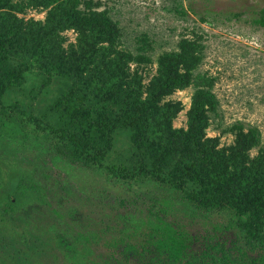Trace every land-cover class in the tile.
<instances>
[{
	"label": "trees",
	"instance_id": "trees-1",
	"mask_svg": "<svg viewBox=\"0 0 264 264\" xmlns=\"http://www.w3.org/2000/svg\"><path fill=\"white\" fill-rule=\"evenodd\" d=\"M30 10L45 17L25 20ZM108 10L101 0H0V173L9 167L15 182L0 180V264L28 260L8 253L24 227L47 239L54 264H100L92 250L100 243L114 252L103 264H264V147L259 131L241 123L226 129L228 146L207 137L218 101L216 77L198 71L202 36L182 33L154 61L145 39L136 53L120 47ZM252 23L264 28V8ZM30 75L40 83L27 88ZM54 80L61 90L50 97ZM189 87L186 128H174L184 106L168 98ZM123 132L127 146L108 164ZM17 144L35 154L27 168L6 158ZM87 171L134 194L108 199L105 188L68 183L88 179ZM83 196L98 211H85ZM200 220L210 227L192 232Z\"/></svg>",
	"mask_w": 264,
	"mask_h": 264
},
{
	"label": "rangeland",
	"instance_id": "rangeland-1",
	"mask_svg": "<svg viewBox=\"0 0 264 264\" xmlns=\"http://www.w3.org/2000/svg\"><path fill=\"white\" fill-rule=\"evenodd\" d=\"M101 1L105 3L109 9V15L114 21H117L121 29L120 47L136 53V48L142 45L140 41L145 39L144 46L147 47L148 45L145 53L151 56L154 61L160 54L175 50L182 33L193 30L201 35L204 57L198 71L216 77L213 93L218 101L217 116L210 119L207 137H218L220 142L218 147L228 146L233 141V135L226 129L234 123H241L245 129L255 127L259 131L260 146L264 147V28L252 23L257 17L258 11L264 8V0ZM178 5L185 11V16H179L174 12V7ZM18 16L23 17L21 14ZM44 17L45 12L30 10L23 18L25 20L30 18L43 20ZM65 35L68 42H74L75 33L73 31L66 32ZM130 67L133 68L135 65L131 64ZM155 70V62L145 68L143 73L144 84L149 82V78L155 74ZM38 82L40 83L39 77L35 79V75H30L26 87L29 88L32 83ZM55 82L58 81L54 80L48 87L51 89L50 97L55 96L57 91L61 90L59 88L61 81ZM192 92L193 89L189 87L183 91H176L168 98L181 101L184 106L183 111L173 121L174 128H186V112L190 105ZM43 107L45 106H40L37 110H43ZM126 146L127 135L123 132L118 137V145L115 147L117 151H112L107 158L108 164H118L114 159L119 152L118 150H122ZM7 149L9 151L5 155L9 156L6 158L11 159V156H15L17 160L23 162L21 166L24 168L31 165V156H35L33 150L29 149L30 153H27L22 144L8 145ZM257 151L258 148L252 149L250 155H256ZM43 167V170L51 168V166L45 168L44 165ZM3 169V173H0V180H7L13 187L15 182L12 176L14 173H9V167H3ZM50 171H53L51 172L52 176L57 179L55 172L57 170L51 168ZM86 176L88 179H83L81 182L73 179L72 183H68L74 187H77L76 184L79 183L80 186L82 185L81 187L84 186L88 190L94 189V191L105 188L108 199L123 198V200H130L134 194V192L127 191V188L119 181L110 180L109 183H104L103 178L99 177L96 180V177H93L89 172ZM62 177H64L63 174ZM136 188L138 189V186H133L134 190ZM62 189L67 190V186ZM85 194L86 196L90 195L88 191ZM96 201V199L92 201L90 197H86L80 202L86 206L85 211L94 213L98 210L94 208L91 202ZM1 226L0 224V228ZM205 227H210L209 222L202 223L200 220L199 223L193 224L191 231L198 232ZM22 234L23 239L20 241L19 248L10 246L8 249V253L15 248L26 254L28 260L19 264H54L55 259L51 256L54 248L49 246L46 238H35L29 227H24ZM1 236L3 237V233ZM40 242L44 250H42ZM122 247H119L120 250ZM92 250L95 252L94 261L100 264H103L104 261L109 262L111 255L114 254L112 247H106L101 243L99 246L92 245Z\"/></svg>",
	"mask_w": 264,
	"mask_h": 264
}]
</instances>
